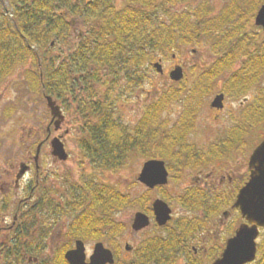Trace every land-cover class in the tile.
I'll return each instance as SVG.
<instances>
[{
	"label": "trees",
	"instance_id": "1",
	"mask_svg": "<svg viewBox=\"0 0 264 264\" xmlns=\"http://www.w3.org/2000/svg\"><path fill=\"white\" fill-rule=\"evenodd\" d=\"M185 1L123 0L119 4V0H0V83L13 74L18 66L32 61L36 69L28 77H33L31 81L34 87L48 94L71 87V72L82 73L91 63L97 66V76L103 77V70L107 73L104 84L107 88L118 86L120 72H123L127 81L134 80L139 85L142 82V75L139 74L142 65L147 59L152 60L155 52L171 50L181 44H192L205 38L211 40L216 53L215 61L207 65L189 87L168 86L161 92L163 97L160 94L159 100L154 103V115L149 123L152 125L150 135L143 133L141 136L140 127H136L134 135L126 126L119 128L107 120L104 123L92 121L82 126L84 138L80 141L81 146L91 153L89 158L93 168L102 171L123 165L130 153L143 154L146 158H162L170 169L178 166L179 171L183 167L200 164L196 149L189 147L186 137L194 130L203 96L212 90L219 73L231 71L226 89L236 93L245 91L262 76L260 44L264 39L260 40L256 34L249 35L248 27L264 0H232L219 14L206 9L204 4L193 9H173V6ZM70 16L80 18L81 22L88 25L83 38L74 34L68 19ZM71 39L76 41L69 42ZM53 40L55 44L60 41L72 49L68 58L64 57L60 63L53 55ZM237 62L240 63L237 65ZM180 96L186 97V108L180 118L170 125L167 120H163L161 112ZM251 108L257 120V107ZM14 110L15 107L9 105L5 113L11 114ZM238 134L242 135L241 132ZM70 177L69 174L63 176V180L69 181L71 185L70 194L66 191L68 196L63 200L52 197L53 191L59 189L45 181L48 186L41 193L42 202L25 211L24 228L31 240L26 245L27 254L40 252L34 244L41 241L32 232L36 227L50 230L51 217L56 214L55 202H60L57 207L63 213L76 216L68 229V241L103 238L112 242L117 232L126 229V223L116 218L114 209L137 203L140 199L131 200L114 185L92 176L82 182L73 181ZM6 196L2 197L6 204H0V216L10 208L12 198ZM211 199L209 192L193 187L188 188V194L180 199L204 211L201 218L189 221L192 225L190 230L198 226L203 228L229 203L219 200L213 205ZM101 230L106 232V237ZM186 234L185 227L180 231L170 229L169 245L173 241L179 242V238L186 240ZM23 238L16 237L13 245L20 247L19 242ZM10 245L0 253V264H27L23 253L12 251L10 248L13 245ZM262 245H259L261 257L253 264H264ZM60 254L64 260V253Z\"/></svg>",
	"mask_w": 264,
	"mask_h": 264
},
{
	"label": "rangeland",
	"instance_id": "2",
	"mask_svg": "<svg viewBox=\"0 0 264 264\" xmlns=\"http://www.w3.org/2000/svg\"><path fill=\"white\" fill-rule=\"evenodd\" d=\"M121 1L123 0H119V4L121 3ZM230 1L232 0H187L183 3L178 4L177 6H173V9H184L187 7L193 9L200 4H204L206 9H212L211 12H213L214 14H219L221 13L223 7H225ZM68 19L70 20L71 16ZM165 19L168 20V18L166 17ZM77 21L78 23H80V18L77 19ZM250 23L251 25H249L248 27V34H256L257 38L261 40V34L263 33L262 28L255 24L254 17ZM80 29H82V26L79 25L78 30ZM71 40L76 41L74 39ZM71 40L69 42H72ZM177 43H179V41H177ZM55 45L52 46L53 55H55V57L57 58V63H59L65 56H68L69 52L72 49H70L67 44L60 41H57ZM192 47H196L198 51L193 52L191 49ZM159 59L163 64L166 76L160 74L154 65L155 61ZM215 59L216 53L213 49L212 41L206 38L192 44H181L180 46H177L171 50L155 52L153 59H147L142 65V70L139 72V74L142 75V82L141 84L134 87L131 93V99L128 98L127 101L135 102L137 105H143L144 107L147 103H152L154 105V103L157 102L160 97H163V94H161V92L163 93L166 87H189L203 73V69L207 65L213 63ZM243 59L245 60V57H243ZM239 63L240 62H237V65ZM176 64L183 65L185 72L184 77L179 81L172 80L169 75L170 71L175 67ZM27 69L29 70L27 71ZM35 69L36 67L34 63H32V61H28L24 65L18 66L13 74H11L7 79H4L0 83V202H5V200L2 199V197L6 196V194L3 196L4 192L2 191L7 187L6 184H4V180L5 178H9L10 175L15 171L12 167V164L16 166V172L18 171L19 165L22 161H28L32 164V170L26 174L24 180L20 181L21 186L26 185V182L34 176L35 164L30 153H33L35 151L37 143L47 136L46 128L50 121L51 113L47 106L43 91L32 85L34 84L31 81L33 77H28V75H30L31 72H34ZM230 73L231 71H221L213 84L212 90L203 96V103L198 110V117H196L195 128L186 138L188 145H197L201 147L210 145V141L212 140V138L214 139L216 133L221 130L230 128L231 126L234 127L235 124L241 123L242 119L247 116L246 111L247 106L249 105L248 150L245 154L240 153L239 155H236L234 153L229 165L227 164V166L221 167L219 166L217 161L213 160V162H210V160L207 158L208 161H206L205 163L203 161L202 163L196 164L195 166L183 167L182 171H179V167L176 166L170 169V180L168 184H166L165 186H157L150 190L137 179L138 173L140 172L143 163L145 162V160H147L146 156H144L143 154L130 153L127 162L119 166L118 168H107L103 171L93 168L90 158L84 154V151L81 148L80 141L84 138V135L80 120L76 121V125H74L72 128L70 127V134H66L65 136L66 148L70 154L67 161H56L50 151V141L48 140L44 144L41 152L40 163L42 166L43 175H46V181L50 182L53 179L56 180L55 183L58 184H55V186L57 185L56 187L59 188V193L62 192L61 195H63V199L68 196L64 188L70 185L68 183L69 181L67 182L63 180V176H65L66 174L71 175L70 178L73 181L77 182H82L83 179H89L91 178L90 176H92L94 179L98 178L101 182L114 185L117 190L121 191L124 194H127L129 199H140V201H138L137 203L127 205L123 208L114 209L116 218L124 221L127 224L130 222L132 216L137 210H142L149 213L152 221L154 222L152 202L157 197L163 198L171 205L173 209V217L171 220L172 223H174L178 218L184 215L201 217L204 212L195 210L193 205H187L184 202L180 201L182 197H185L188 194V188L193 186V178L195 177V175L198 174L199 171H203V173H209L211 169L217 168L220 169L222 173H225L227 169L230 171L233 170L237 173V177L240 176L239 180L243 178L245 179L246 176H242V173L245 172L247 168V157L250 155L258 141L264 136V125L258 122L259 119L255 120L254 114L251 111V107L254 106L257 107V111L259 113V89L257 85H259L264 78L261 76L260 80L254 84L255 86H253L249 90V103L243 105L244 94L248 91H238L236 93L235 91L226 89ZM24 75L26 81L24 80ZM80 86H85V84H75V87ZM221 91L225 93L226 106L220 116L216 117L214 116L215 112L212 110L213 108L210 106V102L213 97ZM147 92H150V94H152L151 99L147 98L149 96ZM160 94L161 96L159 97ZM180 98L166 105V108L161 112L163 113V120L169 119L168 121L170 125H172L179 119L181 113L185 109L186 97L180 96ZM9 105H13L15 107L14 112L11 114L5 113V110ZM70 111L73 110L68 109V118L73 117V114ZM255 116H258V114ZM67 127L68 125L65 124L62 131L56 132L53 130L51 137L63 132ZM128 129L131 133L132 128ZM59 184L62 186H60ZM23 190L24 188L15 189L12 185L9 192H17V195L13 196V200L11 202H17L18 199L23 196ZM68 193L70 194L69 190ZM144 197L145 201H143ZM223 208L218 211L217 216H215L216 219L218 218V216H221L220 214ZM4 214L5 213H3L1 216H3ZM60 214L61 211L58 208L57 213L54 214L55 216L51 217V222L53 225L57 217H65L64 215ZM14 215L15 211H8L3 217V219L5 218V223L10 224L13 220ZM241 221L242 218L240 213L236 209H234L233 216L228 218L220 233L219 239H217V247H219L223 243V241H225L224 238H227L233 233L236 225ZM60 222L61 220H59L56 225H54V230H58ZM0 223H2L1 217ZM35 231L39 232V230ZM129 231L130 230L126 228L120 233L124 234H122L123 236L121 240H124L123 237L125 236L126 238H130L128 236ZM155 231H157L155 227L148 228L142 234V236H145L148 233H153ZM54 234V240H52L50 237L47 239L48 254L50 255H54L55 250L58 249V247L61 245H58V243H56L57 236L56 233ZM37 238H39V233L37 234ZM39 239L41 241V245H43L44 239ZM85 239L88 240V243L86 245L89 248H92L95 242L98 241L96 238ZM258 242L259 245L263 244L262 246L264 247V229L262 230L258 238ZM105 243L106 245H109L110 242L107 241ZM124 244L125 243L121 244L123 250ZM52 247L53 250H51ZM217 247H214L212 248L213 250H209L207 252V255L204 257L205 261L203 262V264H209L208 260L214 258L219 254L220 248ZM58 251L60 253L59 249ZM260 257L261 253L259 252L258 258Z\"/></svg>",
	"mask_w": 264,
	"mask_h": 264
},
{
	"label": "flooded vegetation",
	"instance_id": "3",
	"mask_svg": "<svg viewBox=\"0 0 264 264\" xmlns=\"http://www.w3.org/2000/svg\"><path fill=\"white\" fill-rule=\"evenodd\" d=\"M79 25H82L81 30H83V32L77 31ZM72 29L74 33L84 37L87 34L88 25H86L84 22L82 24L78 23V21L76 20L72 22ZM263 39L264 34L262 35V40ZM72 42L74 41L72 40ZM260 46V53H262V56L260 57L263 69L262 77L264 78V40L260 44ZM130 58L135 57L131 56ZM96 67L97 66L95 64L91 63L87 65V69L82 73L72 71L70 74L72 78V86L66 87L65 89L60 88L59 90H56L57 93L52 94L57 104L60 105L65 116L63 121L61 122V128H63L64 125L67 124V134L69 135L71 132L70 127L72 128L74 125H76V121L81 120V126H86L90 122L92 123V121H94L95 123H104L107 120L108 123L113 124L119 128L121 126L132 128L131 133L134 135L136 127L141 128V136H143V133L147 136L150 135L152 132V125H149V123H151L153 119L154 105L152 103H147L144 107L143 105H137L135 102L127 101L128 98L131 99L132 90L136 86L135 81H127V78L124 76V74L122 75L123 72H120L118 75V86L107 88L104 85L105 81H107L105 80L106 72L102 73L103 77L97 76ZM163 75L166 76V73L164 72ZM80 78L85 81V86L75 87L76 83L83 84ZM251 88L252 87L248 88L246 90V92H248L244 94L243 105L249 103L250 96L248 95ZM147 94L149 95L147 98L151 99L152 94H150V92H147ZM258 96V119L259 122L264 125V79L260 82ZM225 106L226 104L224 100L223 108L212 107L213 109H211L215 112L214 116H220ZM68 109L73 110L70 111L73 114V117L71 118H68ZM248 109L249 105L247 106L246 111L247 116L242 119L241 123L235 124L234 127L231 126L230 128L221 130L216 133V136H213L214 139L212 138V140L210 141V145H207L206 147L189 145V147L191 146L196 149V157L201 159L200 163H202L203 161L205 163L206 160L209 159L210 162H213V160H215L217 161L219 166L225 167L227 166V164H230L233 157L232 155L234 153L236 155H239L240 153H246L249 145ZM54 125L55 118H53V116L51 115L47 127H54ZM59 131H62V129H60ZM240 132L242 133V135L238 134ZM63 139L65 142V137H63ZM48 140L49 139H47V141ZM81 148L83 149L85 155H87L88 157L89 155H91V153H88L82 146ZM30 155L33 157L32 153H30ZM247 158V168L245 172L242 173V176H246L245 179L243 178L239 180L240 176L237 177V173L233 170L230 171L227 169L225 173H222L220 169L213 168L209 173H203V171H199L198 174H196L193 178L194 183L192 185L195 186L198 190L209 192L210 196L212 197L211 200H213V205L221 200V202H229L228 204L232 207V203L235 202L239 189L249 179V156ZM39 160H41V157ZM55 160L57 161L58 159L55 158ZM26 162L29 163L28 161ZM33 162L35 164V161ZM29 165L30 167L26 174L32 170V164L29 163ZM12 167L15 171L10 175L9 178H5L4 184H6L7 187L5 190L2 189V192L9 193L8 195L12 196L11 198H13L14 195H17V192H9L12 185L15 189L24 188V190L23 196L19 198L17 202H9V211H15L12 222L10 224H7L4 221L5 218L3 219L7 211L4 212L5 214L3 216H0L2 218V223H0V253L7 250L9 246H11L10 244L13 245L16 237L19 238L20 236H22L24 237L23 241H18L20 247H15V245H13L10 249L12 251L23 253L25 259H27V262L29 264H70V262L65 257V253L68 249L75 247V242L78 238H76L75 240L71 239L69 241L66 238L67 235H69L68 229L72 225L73 221H75L76 216L68 213H63V211L59 207H57V204L60 202H55L57 203L55 213H57V209L59 208L60 211H62L60 215H64L65 217L59 216L54 221V225H56V223L61 220L58 230H54L55 226L53 224L50 230H39V227H36L35 230H39V232L34 230L32 234L37 237V234L39 233V238L44 239L43 245H41L40 242L38 244L33 243L35 247L38 246L40 252L34 254L26 253V245L30 244L31 240L25 232V221L23 220V215L25 211L28 210L31 206L37 207L40 202H42L41 193L44 187L48 186V183L45 182L47 178L45 177V174L43 175L42 168L37 169L35 167L34 176L26 182V185L21 186L20 181L25 179L26 174L20 177V179H17L16 166L12 164ZM55 181L56 180L53 179L52 181H50V183L53 185L52 187L57 188V185L55 186V184L58 183H55ZM70 187L71 185L66 186L64 190H69L70 192ZM58 193L59 190H54L52 193V197L56 200L60 199L61 197L60 200H63V195H61L62 192H60L59 194ZM0 204H6V202H0ZM227 207L223 208L220 214L221 216H218L217 219L210 221L203 228H201V226H198L196 229L193 228L192 230H190L192 228V225L189 222L192 219V216L188 215L181 216L174 223L169 221L165 225H160L154 219V222L151 220L150 225L139 231L132 229L130 220V231L128 232V236L130 238H126L125 236L123 237L124 240H121L124 234L122 233V235L119 232L114 235V241L111 243L112 245L109 246L113 251L114 262L107 264H203V262L205 261L204 257L207 255V252L209 250H213L212 248L217 247V239H219L220 233L228 218L233 216L234 209H236L240 213L238 208L232 207V209ZM226 210H229V214L224 216L223 213ZM222 215L224 217H222ZM151 227H155L157 231L142 236L146 229ZM182 227H185V230L188 233L186 234V240L179 238V242L173 241L172 245H169L170 229L180 231ZM102 230H104V228ZM102 230V235L106 237V232ZM54 233H56L57 236L56 243H58V245L61 244L58 249L60 250V252L64 253V260L62 259V256L59 253L58 249L55 250L54 255L48 254L47 239L50 237L52 240H54ZM159 237H162V239ZM81 239H83L85 242V261H89L94 251V246L92 248H89L86 245L88 243V240H86L85 238ZM224 240L225 241H223V243L219 247H217L220 248L219 254H221V252L223 251L226 245L227 238H224ZM122 243H125L124 250L121 247ZM126 244H128L130 247L127 248ZM51 250H53V247L51 248ZM37 251L39 250H35V252ZM212 260L213 258L208 260V263L211 264Z\"/></svg>",
	"mask_w": 264,
	"mask_h": 264
},
{
	"label": "water",
	"instance_id": "4",
	"mask_svg": "<svg viewBox=\"0 0 264 264\" xmlns=\"http://www.w3.org/2000/svg\"><path fill=\"white\" fill-rule=\"evenodd\" d=\"M255 23L263 27L264 30V3L259 8ZM196 51V49H194ZM158 71L163 72V66L160 61L155 63ZM174 80H180L184 76V70L181 65H177L170 72ZM224 93L217 94L211 106L222 108L224 106ZM47 103L55 120V129H59L64 115L60 105L52 96L47 95ZM50 130V126L48 127ZM63 135L55 136L51 140L52 154L61 160H67L69 154L65 148ZM42 142L37 146L34 156L38 163ZM38 166V165H37ZM249 166L251 174L249 180L243 185L237 195L234 207H239L246 221L242 222L236 229L234 235L227 239L226 246L219 257L212 264H246L253 262L257 257V238L260 234V228L264 227V139L254 148L250 155ZM29 168L25 162L21 163L17 179H19ZM168 169L162 159H149L145 161L142 170L139 173V179L149 187H155L157 184H165L168 181ZM153 208L156 220L163 225L171 218L172 208L162 198H157L153 202ZM228 212H225L227 215ZM150 224L149 215L143 211H137L134 214L132 227L135 230L142 229ZM127 248L130 246L127 244ZM71 264H106L114 262V255L110 248L106 247L102 241L95 244V249L91 255L90 261H85V243L83 240L76 241V247L68 250L65 254Z\"/></svg>",
	"mask_w": 264,
	"mask_h": 264
}]
</instances>
